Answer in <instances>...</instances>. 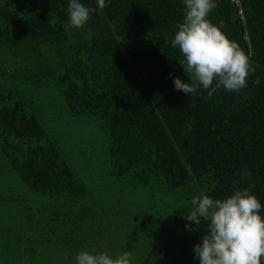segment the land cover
<instances>
[{"label": "trees", "instance_id": "1", "mask_svg": "<svg viewBox=\"0 0 264 264\" xmlns=\"http://www.w3.org/2000/svg\"><path fill=\"white\" fill-rule=\"evenodd\" d=\"M81 2L96 11L74 29L67 0H0L1 264H22L31 213L70 259L107 252L109 206L142 205L151 222H171L177 243L193 244L205 231L185 229L193 196L222 199L240 181L264 205V0H218L210 14L254 70L239 93L211 96L174 91L168 76L192 79L168 43L182 0ZM81 119L105 135L103 189L77 178L50 126Z\"/></svg>", "mask_w": 264, "mask_h": 264}, {"label": "clouds", "instance_id": "2", "mask_svg": "<svg viewBox=\"0 0 264 264\" xmlns=\"http://www.w3.org/2000/svg\"><path fill=\"white\" fill-rule=\"evenodd\" d=\"M103 9L110 0H96ZM67 24L70 28H83L96 8L88 7L81 0H67ZM182 20L176 25L168 42L178 49L183 73L191 81H182L169 72L173 90L186 96L207 91L209 96L218 89L239 93L247 87V79L254 70L249 57L237 43L227 38L223 24H214L210 14L218 6V0H182ZM254 83L259 84L257 79ZM241 177L249 175L241 170ZM253 185L240 187L233 181L230 195L213 198L203 192L193 196L191 209L182 214L185 229L198 231L205 225L199 242L193 245L194 259L198 264H264V205L250 191ZM195 227H192V226ZM156 264V257L146 254L142 264ZM75 264H133L132 254L122 252L115 256L95 249L81 250L74 257Z\"/></svg>", "mask_w": 264, "mask_h": 264}, {"label": "rangeland", "instance_id": "3", "mask_svg": "<svg viewBox=\"0 0 264 264\" xmlns=\"http://www.w3.org/2000/svg\"><path fill=\"white\" fill-rule=\"evenodd\" d=\"M89 122L85 119L77 122L66 120L63 129L60 130L58 127L62 122H52L50 126L53 133L58 132L62 135V139L56 140V144L58 147L62 145L65 158L77 178L88 186L91 183H99L98 186L103 189L110 181L107 176L99 177L106 170L102 162L105 156L101 152V145L105 143L102 138L105 135L98 139L95 136L97 130L95 121ZM10 180L14 181V187L22 194L20 189L22 183L13 175L10 176ZM113 208L114 206H109L108 211L111 209L110 213L115 219L116 226L101 239L111 255L130 252L133 264H142L146 254L156 257V264H198L193 253V245L196 242L177 243L170 221L151 222L144 214L142 205H117ZM29 216L24 219V224L27 222L29 229H34L35 235L27 236L29 241L25 245V264H75V256L70 259L64 256L36 215L31 213ZM144 264H147V260Z\"/></svg>", "mask_w": 264, "mask_h": 264}, {"label": "crops", "instance_id": "4", "mask_svg": "<svg viewBox=\"0 0 264 264\" xmlns=\"http://www.w3.org/2000/svg\"><path fill=\"white\" fill-rule=\"evenodd\" d=\"M37 218V217H36ZM38 219V218H37ZM27 222H25V224H23V233H24V236H23V248H24V258H23V261H22V264H25V259H26V243L29 241L27 236L29 235H33L34 234V229L30 228L27 226L26 224ZM35 235V234H34ZM54 241V240H53ZM57 248V247H56Z\"/></svg>", "mask_w": 264, "mask_h": 264}, {"label": "built area", "instance_id": "5", "mask_svg": "<svg viewBox=\"0 0 264 264\" xmlns=\"http://www.w3.org/2000/svg\"><path fill=\"white\" fill-rule=\"evenodd\" d=\"M232 2V4L234 5H239L240 0H230Z\"/></svg>", "mask_w": 264, "mask_h": 264}]
</instances>
